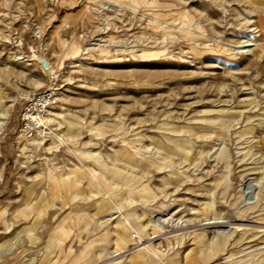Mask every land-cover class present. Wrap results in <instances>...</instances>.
I'll use <instances>...</instances> for the list:
<instances>
[{
  "label": "rangeland",
  "instance_id": "rangeland-1",
  "mask_svg": "<svg viewBox=\"0 0 264 264\" xmlns=\"http://www.w3.org/2000/svg\"><path fill=\"white\" fill-rule=\"evenodd\" d=\"M0 98V264H264V0H0Z\"/></svg>",
  "mask_w": 264,
  "mask_h": 264
},
{
  "label": "bare ground",
  "instance_id": "bare-ground-1",
  "mask_svg": "<svg viewBox=\"0 0 264 264\" xmlns=\"http://www.w3.org/2000/svg\"><path fill=\"white\" fill-rule=\"evenodd\" d=\"M256 27H258L259 29L257 30V31H259L258 32V34H256L257 35V39H259V37L261 38V28L257 25ZM250 46V45H253V43H245L244 45H241L240 47H241V49L242 50H250V48H244L245 46ZM254 48H255V46H253ZM45 61H46V59H45V57L44 56H42V62H43V64L44 65H46L47 64V62H46V64H45ZM25 95H27V93L26 94H24L23 96H25ZM20 97H22V96H19L18 98H20ZM2 99L0 98V129H3L4 127H5V125L7 124V122H8V120H9V117H10V107L8 106V105H6V104H2ZM51 113L50 114H48V115H46L45 117H43L42 118V123L47 127V125L45 124V121H47V122H49V121H52V120H56V117H58V116H62L63 114H62V111H57V110H52V111H50ZM261 119V118H260ZM259 121V120H258ZM262 123V122H261ZM263 127H264V125H263ZM253 126H249V127H247V129H249L248 131H253ZM45 129L43 128V132L41 131V132H39L38 134H36V135H34L33 137H27L26 135H24V134H22L25 138H27V144L23 147V149L25 148H29V145L31 144H41L42 143V138H36V136H38V135H41V134H43V133H45ZM259 141V139H257V141L256 142H258ZM29 144V145H28ZM132 155V154H131ZM134 155V154H133ZM135 157V156H134ZM134 157H132L134 160H136V158H134ZM135 162H137V161H133V163H135ZM152 163V162H151ZM151 163H144V168L145 169H148L150 166H151ZM264 166V165H263ZM160 167H162L161 165H160ZM104 169H105V171H106V169H107V171H110L108 168H105L104 167ZM92 174L94 175V177H95V179L97 178L98 180L100 179V177H101V175L99 176V175H97L95 172H96V169L95 168H93L92 167ZM75 174H77L76 172H75ZM104 174V173H103ZM105 175H107V178L109 179L110 178V174H109V172L108 173H106ZM67 176H68V174H67ZM114 178V177H113ZM96 179V180H97ZM116 179V178H115ZM165 182H169L168 180H166ZM243 184H244V186H243V189H242V195H245V197H244V204L245 205H248L249 207L250 206H253L254 205V203H252V201L253 200H255L254 199V197L256 196V195H258L259 193H260V191H258V181L256 180V178H255V180L254 179H252L251 177H248L247 179H245V181L243 182ZM109 187H107V189L110 191L111 189H110V186H112L110 183L109 184H107ZM259 185H260V183H259ZM89 187V186H88ZM92 188H94V187H92ZM141 189L143 190V191H145V193H149V192H151V191H153V189L150 187V185H149V183H145V184H143V186L141 187ZM98 190V189H97ZM261 194V193H260ZM255 195V196H254ZM77 196V195H76ZM258 198V197H257ZM161 220H160V218H156V222H160ZM123 220L121 221V223H117V227L115 228V231H116V233H117V238H116V240H117V244H119V240H123V241H128V240H130L132 237V239H136L137 238V234H138V232L137 231H132V230H130L127 226H125V225H123V227H121V225L123 224ZM225 222L226 221H223V220H217V221H214V223H212V224H208L209 226H216V227H222L223 225H225ZM157 226H159V225H157ZM259 226V225H258ZM139 235V234H138ZM215 244H217L216 242L213 244V246L215 245ZM145 248H147V250L146 251H148L149 253L150 252H153L154 253V251H153V249H151V245H147V246H145ZM216 249H217V246L215 245L214 246V250L216 251ZM169 264H176L175 263V261L174 260H170V262H169Z\"/></svg>",
  "mask_w": 264,
  "mask_h": 264
},
{
  "label": "built area",
  "instance_id": "built-area-1",
  "mask_svg": "<svg viewBox=\"0 0 264 264\" xmlns=\"http://www.w3.org/2000/svg\"><path fill=\"white\" fill-rule=\"evenodd\" d=\"M20 99H24L19 128L20 134L33 137L39 132H43V128L46 130V126L41 120L57 106L59 102L58 89L56 87L43 90L33 89Z\"/></svg>",
  "mask_w": 264,
  "mask_h": 264
},
{
  "label": "water",
  "instance_id": "water-1",
  "mask_svg": "<svg viewBox=\"0 0 264 264\" xmlns=\"http://www.w3.org/2000/svg\"><path fill=\"white\" fill-rule=\"evenodd\" d=\"M45 64H46V61H45Z\"/></svg>",
  "mask_w": 264,
  "mask_h": 264
}]
</instances>
